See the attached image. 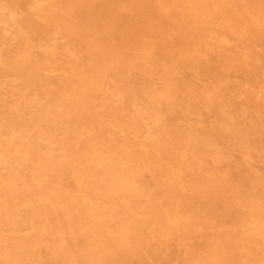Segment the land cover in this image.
Listing matches in <instances>:
<instances>
[{"label":"bare ground","instance_id":"1","mask_svg":"<svg viewBox=\"0 0 264 264\" xmlns=\"http://www.w3.org/2000/svg\"><path fill=\"white\" fill-rule=\"evenodd\" d=\"M261 31L264 0H0V264H264V107L201 72Z\"/></svg>","mask_w":264,"mask_h":264},{"label":"rangeland","instance_id":"2","mask_svg":"<svg viewBox=\"0 0 264 264\" xmlns=\"http://www.w3.org/2000/svg\"><path fill=\"white\" fill-rule=\"evenodd\" d=\"M262 31L257 33L251 41L250 56H246L241 49L236 54L232 52L233 44H236L233 40L225 48H220L219 52L211 53L205 64L202 65V71L199 69L202 73L215 74V82L217 78L220 80L224 78L222 84L219 85L221 86L220 91L224 93L221 98L225 102H230L234 107L240 106L242 103L252 105L258 109L264 107V95L258 97L255 94L256 85L264 87V33ZM160 47L158 45L157 49ZM164 52L157 50L154 56L155 61L159 62L160 60L161 62L165 57ZM230 54H234V57H229ZM230 58H233V60ZM197 60H195V63H199ZM228 63L232 65V68L224 70L223 65ZM156 68L160 69V64ZM194 75L193 72L188 74V80H193ZM218 101L215 109L218 108ZM147 178L148 173L146 172L144 179Z\"/></svg>","mask_w":264,"mask_h":264}]
</instances>
